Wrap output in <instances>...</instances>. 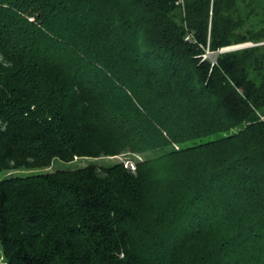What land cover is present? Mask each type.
Here are the masks:
<instances>
[{
    "label": "trees",
    "instance_id": "trees-1",
    "mask_svg": "<svg viewBox=\"0 0 264 264\" xmlns=\"http://www.w3.org/2000/svg\"><path fill=\"white\" fill-rule=\"evenodd\" d=\"M2 171L0 264H264V12L0 0Z\"/></svg>",
    "mask_w": 264,
    "mask_h": 264
},
{
    "label": "rangeland",
    "instance_id": "rangeland-1",
    "mask_svg": "<svg viewBox=\"0 0 264 264\" xmlns=\"http://www.w3.org/2000/svg\"><path fill=\"white\" fill-rule=\"evenodd\" d=\"M255 5L257 10L260 12L261 15H263L264 12V0H254ZM252 44H246V45H240V46H233L230 48L223 49L220 51V53L223 52H230V51H235L239 49H244V48H249L252 47ZM209 58L212 57V54L209 53L207 54ZM215 60V59H214ZM137 160L141 161L139 158ZM117 163H124L125 168H129L130 171L134 174L137 173V164L133 162L132 160H129L126 157L123 156H117V157H103V158H97V159H92V158H83V159H76L72 163H67L63 162L61 160H55L51 167L46 168V169H36V170H22L18 171L17 174L20 176H29V175H34V174H46V173H53L56 171H69V170H76L80 168L87 167L89 165H95L98 168H103V167H108ZM7 173L6 172H0V180H3L6 178ZM0 255H2V249L0 246Z\"/></svg>",
    "mask_w": 264,
    "mask_h": 264
}]
</instances>
